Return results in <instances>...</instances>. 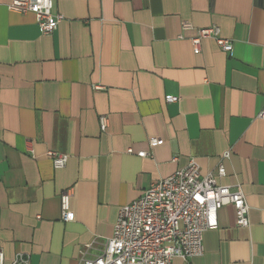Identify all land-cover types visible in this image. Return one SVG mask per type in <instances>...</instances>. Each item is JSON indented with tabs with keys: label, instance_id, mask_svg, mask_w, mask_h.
Instances as JSON below:
<instances>
[{
	"label": "crops",
	"instance_id": "0c3cea01",
	"mask_svg": "<svg viewBox=\"0 0 264 264\" xmlns=\"http://www.w3.org/2000/svg\"><path fill=\"white\" fill-rule=\"evenodd\" d=\"M12 1L0 0L5 264L99 256L120 209L190 160L202 176L223 164L219 183L241 186L251 226L226 205L204 256L172 264H264V0H54L65 19L50 36ZM212 26L231 54L213 39L195 53L192 39ZM48 150L67 166L56 170ZM67 191L72 222L62 220Z\"/></svg>",
	"mask_w": 264,
	"mask_h": 264
},
{
	"label": "built area",
	"instance_id": "2783aa9c",
	"mask_svg": "<svg viewBox=\"0 0 264 264\" xmlns=\"http://www.w3.org/2000/svg\"><path fill=\"white\" fill-rule=\"evenodd\" d=\"M54 0H13L9 9L20 14L33 13L43 35L50 36L64 21V16L54 14ZM184 29L192 26L184 23ZM204 39H213L222 51L231 54L234 50L230 40L222 37L218 26L200 29L192 39L194 51L201 53ZM97 89H99L97 87ZM168 103L179 98L169 96ZM264 119V112L259 116ZM103 131L107 129V118L100 119ZM151 145H160L158 139ZM131 152V150H130ZM139 157L150 156L141 152ZM56 170L64 169L69 156L53 150L46 152ZM229 157V153L225 155ZM226 177L223 164L217 174L202 176L200 167L190 160L185 168L162 179L145 191L132 204L122 207L118 214L113 236L105 243L104 250L95 258L83 256L80 264H172L175 258L184 260L203 257L204 236L208 231L218 229V212L226 205H232L237 225L249 228L250 206L241 186L219 183ZM71 191L60 196L62 220L72 222L75 214L71 209ZM6 258L0 251V264ZM13 264H27L24 258H17Z\"/></svg>",
	"mask_w": 264,
	"mask_h": 264
}]
</instances>
